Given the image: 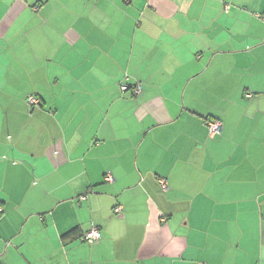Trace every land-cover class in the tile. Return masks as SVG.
Masks as SVG:
<instances>
[{"label":"crops","instance_id":"1","mask_svg":"<svg viewBox=\"0 0 264 264\" xmlns=\"http://www.w3.org/2000/svg\"><path fill=\"white\" fill-rule=\"evenodd\" d=\"M0 264H264V0H0Z\"/></svg>","mask_w":264,"mask_h":264},{"label":"built area","instance_id":"2","mask_svg":"<svg viewBox=\"0 0 264 264\" xmlns=\"http://www.w3.org/2000/svg\"><path fill=\"white\" fill-rule=\"evenodd\" d=\"M122 89H124V87H122ZM140 91V86H136L134 88V94H138ZM27 104L30 105L31 107H36L39 105V100L34 97V96H29L27 99ZM206 128H207V131H208V136L209 137H214V136H217L220 131H221V122L217 119H208L206 120ZM105 182L107 183H111L113 182V178L112 176L110 175H106L105 178H104ZM160 185L162 186V188L165 190L166 187H165V182L164 180H160ZM83 199V197L81 198ZM121 212V207H116L114 208V213L115 214H120ZM101 238V234L100 232L98 231V229L92 227L90 228L83 236H82V240L84 242H86L87 244L89 245H92L94 243H96L97 241H99V239Z\"/></svg>","mask_w":264,"mask_h":264}]
</instances>
